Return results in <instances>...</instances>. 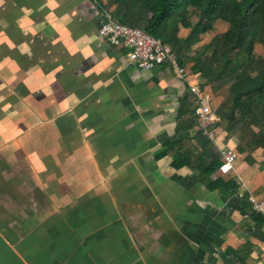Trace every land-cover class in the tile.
<instances>
[{"label":"crops","instance_id":"1","mask_svg":"<svg viewBox=\"0 0 264 264\" xmlns=\"http://www.w3.org/2000/svg\"><path fill=\"white\" fill-rule=\"evenodd\" d=\"M62 1L79 10L73 0ZM11 3L0 0L4 27L17 22L25 28L30 6L55 5L28 0L18 16ZM42 16H33L32 21ZM58 19L66 21L62 15ZM24 31L9 36L20 39ZM72 31L70 45L57 51L54 67L45 61L41 67L54 68L56 80L49 81L54 83V94L51 88L37 100L54 106L32 113L40 121L43 113L60 120L65 127L60 131L57 123L56 132L71 134L65 143L73 154L71 160H63L66 150L60 149L59 159H54L49 182L53 185L43 194L48 214L35 235L15 238L5 230L10 225L0 227V264H264V211L254 207V202L264 205V157L258 153L264 149L238 152L236 137L227 134L216 113L221 93L217 102L210 101L217 119L202 124L194 114L195 102L212 92L201 87L199 74L193 77V73L189 80L179 78L168 63L138 71L129 63L127 50L101 39L93 23L83 29L75 25ZM34 37H28V45L22 43L23 52L15 48L11 53V46H0V110L33 111L34 94L28 88L25 94L24 89L32 84L31 78L25 80L23 75L17 81L13 73L3 75L11 61L5 55L13 54L15 59V50L33 55ZM16 87H21L19 95ZM186 94L191 111L180 119L184 130L178 131L180 99ZM63 101L67 107L55 110ZM198 131L219 152L221 163L222 149L236 151L233 172L223 175L218 167L200 181ZM32 148L33 144L24 147L29 150L27 158L32 167H39L41 159H32ZM178 156L184 162L175 168L172 163ZM42 168L47 178L44 164ZM32 176L39 183L35 172ZM217 178L232 180L236 187L215 188L212 183ZM245 193L249 204L243 207ZM27 230L33 229L27 225ZM19 240L26 244V253L15 248Z\"/></svg>","mask_w":264,"mask_h":264},{"label":"trees","instance_id":"2","mask_svg":"<svg viewBox=\"0 0 264 264\" xmlns=\"http://www.w3.org/2000/svg\"><path fill=\"white\" fill-rule=\"evenodd\" d=\"M14 1L11 3L14 15L21 16L22 6H16V1L20 0ZM91 1L98 5L99 10L111 9V14L120 23L142 28L167 43L181 67H188L191 63L188 69L199 74L201 87L207 86L214 94L222 92L223 99L216 107V113L227 134L236 137L238 152L264 149V0ZM48 3L55 5L51 7ZM47 4L49 10L44 11L45 17L30 23H38V28L50 24L59 31L58 17L72 6L62 0H47ZM32 6L28 13L34 16L42 13L40 6ZM218 21L224 22L227 28L211 36L202 48L193 51L192 46L201 41L203 34L213 31ZM85 23L87 21L83 22L77 16L72 17L68 22L69 30L72 31L75 25L83 29ZM61 26L65 27L64 24ZM182 29L188 30L185 35L181 34ZM256 44L262 46V53H256ZM53 50L55 52V48ZM57 51L49 53V56H58ZM188 99L187 94L180 99L178 131L184 130L180 119L191 111ZM195 138L202 154L198 174L200 181L205 182L204 178L218 169L221 158L202 131H198ZM181 158H174L172 164L175 168L183 166ZM212 184L215 188L236 187L232 180L223 181L221 178ZM247 197L246 193L242 196L243 207L249 204Z\"/></svg>","mask_w":264,"mask_h":264},{"label":"rangeland","instance_id":"3","mask_svg":"<svg viewBox=\"0 0 264 264\" xmlns=\"http://www.w3.org/2000/svg\"><path fill=\"white\" fill-rule=\"evenodd\" d=\"M26 1L28 0L16 1V6H23L22 4L26 5ZM73 1L75 2V6L79 5V10L78 7L75 8L73 6L72 8L68 7V9L64 11V13H62L63 18H65L66 21H63L62 19L58 21V24L60 25V28L58 29L59 31H56V29H54L50 24H44L41 26V28H38V23H30L34 16L31 12L27 13L25 17L26 23L29 22L28 26H26L25 28L21 26L19 27L17 22H11L7 27H4L3 22L0 21V46H11V53L13 52L12 49L15 48L20 50L22 49V52L25 51L26 45H28L27 41L29 36H35L34 38L36 39L31 43L32 50L36 51L35 53H33V55H28L26 52L23 54L16 53V50L14 53V56L16 57L15 59L13 58V54L5 55V58L10 59L11 61H9V67L8 64H5L6 69L9 68V70H7L3 76L13 73L14 77L18 79L17 81H21L23 75L25 76L24 78H26L25 80H28V78L30 77V81H32V84L29 87H26L25 85V94L26 88H28L34 94L31 97L30 104L33 111L26 109L23 110L24 112H22L21 107H18L17 110L15 109L14 112L10 113L5 111L4 109L0 110V227H6V224L10 225L8 226V228H5V230H9V232L15 238L19 236L26 238V234L28 233H32L35 235V231H37L39 227L42 226V223L45 220V216H47L48 214V211L46 213V210L44 209V207L46 206L43 203L47 199L43 196V194L46 188H49L51 185H53L52 183H49L52 181L53 177L52 165L54 161L58 158V153L60 149H62L63 151L66 150L61 155L63 160H71V154H73L71 152V147L67 143H65L70 140L68 135L71 136V134H58L56 132L57 123L60 131L64 129L65 125L62 126L63 123L60 122V120H58L57 122L53 118L50 119L44 113L43 116L40 117L42 120L40 121V119H38V117L34 114L38 112L37 109H39V107L40 109L43 108L42 110H45L46 106H48L49 108L51 106H54V104L37 100L39 99V96L45 94L51 88V95L54 94V83H50L49 81L56 80L54 75L55 72L52 69L46 70L47 67L42 70L41 67H44L43 61L46 60V62H48V65L50 64V67H54V59L57 56H55L54 58H47L46 55L52 52L53 48L57 49L58 51H61V49H64L65 44L70 45V40L72 38L73 33V31L69 30L68 22L70 20V15L71 18L77 16L82 18L83 22L87 21V23L85 24L93 23V27L97 29L98 36L100 37L99 27L104 24L106 13H109L111 10L105 9L109 12H106L103 15L102 13L104 10H99L98 5H96L91 0ZM31 8L33 9V6H31ZM43 9L49 10L48 7L42 8L41 14L43 15ZM110 15L113 19L118 21L116 18L113 17V14ZM58 16L59 15L57 14V17ZM42 18L43 16L41 17V19ZM191 20L195 21V18L191 17ZM63 24L65 25V27L61 26ZM226 28L227 25L224 22H216L213 31L203 34L201 41L193 45L192 50L194 51L199 48H202L204 43H207L211 36L216 35L218 33H222ZM19 30L20 33L25 30L22 38H15L14 40H12L13 38H10L9 33L13 35H19ZM187 31V29H182L181 34L185 35ZM43 33L46 34V39L43 36ZM19 41H21V43ZM23 42H27L26 45L22 44ZM49 45L50 49H48ZM40 51L43 53L40 54ZM255 51L256 53H262V46L260 44H256ZM0 58H3L2 55H0ZM23 58L24 60H22ZM190 64L191 63H189L188 65L190 66ZM183 68H185L190 78L193 73L189 72L190 70L188 69V67L185 66ZM28 69H30L29 75L27 72ZM43 71L46 72V76L42 75ZM195 76H197V74H194L193 77ZM44 83H46L45 86L43 85ZM20 88L21 87L15 88V93L17 95H19V91L21 92ZM217 94H211V104L217 102L216 99L218 100L217 96L219 95ZM1 103H3L2 100H0V105ZM58 106L59 107H57V109H55L54 107L52 108L61 111L67 107L65 101L59 103ZM80 140L81 137H79L78 135V142ZM8 143H11L14 146L13 150L10 148L8 150ZM32 144V150H34L33 152L35 153L32 159L38 160V162L39 159H41V165L39 167L33 166L35 171L33 170V167L30 164L31 162L27 158L29 150L24 149V147L26 148L28 147V145ZM8 153L9 155H7ZM258 153H260L261 156L264 157V151H260ZM42 164L45 165V168L48 171L47 178H44L45 172L42 168ZM32 170L37 174L39 178V183L32 176L33 172H30ZM63 172L66 173V169H63ZM46 183H49L47 184L48 186H45ZM55 204L58 205L59 203ZM27 225L30 226V228H32L34 231H26ZM15 243L18 244V247H15L18 251L26 253V247H24L26 244H23V242H21L20 240L18 242L16 241Z\"/></svg>","mask_w":264,"mask_h":264},{"label":"built area","instance_id":"4","mask_svg":"<svg viewBox=\"0 0 264 264\" xmlns=\"http://www.w3.org/2000/svg\"><path fill=\"white\" fill-rule=\"evenodd\" d=\"M109 12L104 10V13ZM110 13V12H109ZM106 13L104 24L99 27L101 39L113 46H120L127 50V57L130 64L138 71L147 72L157 65L168 63L176 76L189 80L185 68L177 64L170 46L162 40L155 38L144 30L124 25ZM195 93V88H192ZM194 114L201 120L202 124H213L217 117L213 113L210 104V96L201 97L195 102ZM222 163L219 171L223 175L234 171L237 153L233 149L221 150ZM255 209L264 211L263 203L254 202Z\"/></svg>","mask_w":264,"mask_h":264}]
</instances>
